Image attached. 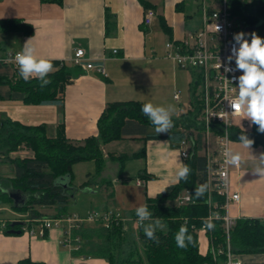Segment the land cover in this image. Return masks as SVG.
I'll return each mask as SVG.
<instances>
[{"label": "crops", "instance_id": "crops-1", "mask_svg": "<svg viewBox=\"0 0 264 264\" xmlns=\"http://www.w3.org/2000/svg\"><path fill=\"white\" fill-rule=\"evenodd\" d=\"M148 1L152 4L154 16L150 23L144 24L143 15L147 8L138 0H61V3L0 0V24L5 19L15 18L30 23L33 29L31 34H24L14 27L5 30L0 28V76L15 79L17 72L14 66L5 63L2 58L10 51L21 52L29 39H32L38 56L69 65L72 64L70 58L74 50L82 48L85 58L93 64H102L106 72V76H98L93 68L80 67V73L72 77L64 85L62 92L57 94L61 103L25 102L22 91L2 83L0 100L5 102L2 109L6 115L0 117L25 124L44 125L48 136H54L61 125L66 137L80 141L89 135H97V119L109 101L138 100L143 104L150 102L167 107V96L168 99L178 100L179 96L174 97L178 92H174L171 98L173 86L164 99L165 89L159 84L165 73L171 72L175 76V88L180 92L184 88L183 78H177L182 72L170 58L164 56V44L171 39H186L190 31L200 26L203 9H208L215 3L213 0ZM160 19L166 24L168 31L162 29ZM113 49H116V54H112ZM192 72L190 70V82ZM190 107L191 100L184 110L187 111ZM185 111L178 108L172 117ZM235 119L241 121L240 126H237L240 129H252L253 124L247 119ZM242 121L245 122L243 126ZM210 133L214 134L211 143ZM204 137L206 143L202 142L199 153L206 155L208 170L212 171L220 158L218 134L209 130L203 139ZM122 142L128 143L130 149L125 151ZM100 147L104 161L99 173L94 171V160L83 161L82 163H90V169L83 171L85 176L75 188L79 186L87 191L103 190L106 192V200L102 201V207L106 209L107 205H112L126 211L127 215L136 211L137 208L134 209L133 206L140 203V200L144 205L146 196L153 197L168 185L177 182L175 173L184 161L181 150L190 149L189 144L175 145L168 139H144L140 136H124L102 143ZM226 147L243 152L247 161L239 168H229L231 190L238 192L239 199L229 203L227 212L235 219H261L264 216V177L253 173L252 158L247 150L241 148L239 140L229 139ZM140 150L141 155L133 156ZM260 153H264V146L260 143L253 144L252 155L259 157ZM120 156H123V161H136L134 170L138 172L133 176V184L139 187L138 191L143 189L136 198L125 191L124 183L127 179L122 175L125 164L119 159ZM80 162L72 166L81 165ZM255 163H259L258 159ZM92 176L94 180L91 179ZM13 212L9 216H0V264H17L24 257L43 264H107L104 259L95 256L85 260L77 257L76 253L62 244L61 227H52L43 235H38L30 233V225L24 223L19 232H4L6 221L25 216ZM130 215L126 217L127 224L135 222L132 217L129 218ZM31 226L37 230V224L31 223ZM198 235L199 246L204 253L208 248V240L202 230ZM234 257L240 264H264V252H237Z\"/></svg>", "mask_w": 264, "mask_h": 264}, {"label": "trees", "instance_id": "trees-1", "mask_svg": "<svg viewBox=\"0 0 264 264\" xmlns=\"http://www.w3.org/2000/svg\"><path fill=\"white\" fill-rule=\"evenodd\" d=\"M41 1L61 3V0ZM138 1L144 8H152L148 0ZM236 1L238 6L235 7ZM242 1L234 0L231 3L233 15L245 18L244 26L262 20L257 28L263 30L264 0L255 2L252 11L248 14L240 10ZM160 24L163 30L168 31L162 19ZM12 27L21 30L24 34H31L33 30L30 23L21 22L15 18L5 19L0 24L2 30ZM50 61L53 63V71L46 77L51 81L46 86L42 87L41 81L37 78L24 81L19 74L18 66H14L17 72L15 79L0 76V84L7 83L12 89L22 91L24 101L28 103H61L57 94L62 92L64 85L72 77L80 73L81 68L59 60ZM191 71H193L189 86L191 107L183 112L188 115V119L179 124L175 120L178 116L172 117L173 127L169 132L158 134L155 130H149L155 126L142 113L141 108L144 104L138 100L107 102L97 119V135H89L80 141L66 137L61 125L54 136H48L44 125L25 124L0 117V158L9 161L13 166V174L10 177H0V196L9 199L10 202L7 190H17L26 196L23 205L18 207L11 205L14 211L25 214L19 218L22 223L13 225L12 221H6L3 231L11 232L12 229L21 231L24 223L29 225L32 223L31 219L35 218L68 215L66 204L76 190L72 185V165L80 161L94 160L95 173H99L104 161L100 147L102 143L124 136H140L144 139H168L173 144L179 145L185 138L189 141L190 149L183 164L187 165L191 171L186 180L182 179L168 185L153 197H145L144 205L151 213V218L143 224L137 223L136 239L140 247L138 248L133 238L132 230L126 227V222L114 218L108 226H104L99 221L84 222L79 228L74 229L73 233L80 236L82 240L81 248L74 253L99 257L107 264H225V254H217L216 259L213 260L211 252L212 247L216 249L219 246H225L226 238L221 218H213L215 224L213 230L203 229L204 218L214 213L224 212L221 207L224 197L217 192L214 181L209 177L206 155L199 153L205 126L201 121H196L194 116H197L202 109L201 91L198 88L201 78L196 70L191 69ZM189 126L197 130L195 135L185 131ZM214 126L211 132L222 134V126L219 124ZM257 129L258 126L254 124L250 131L231 125L227 128V136L231 140H239L243 130L249 139L254 140V144L260 143L264 146V133L258 132ZM20 145L31 150L32 154L12 157L9 153ZM139 154H142V150L134 153L133 156ZM119 159L121 162L124 160L123 156ZM65 177L68 178L66 183ZM58 178L61 183L56 185L53 182ZM204 183L209 185L208 191L204 196L196 198L195 188ZM182 192L183 194L187 192L190 200L180 205L172 204V201ZM209 198L210 204L206 202ZM44 207H53V213L48 214L41 210ZM131 217L136 220V211L131 213ZM157 219L161 220L159 226L155 225ZM148 222H154L155 239H149L144 233V227ZM181 226L186 227L187 234L192 237V242L186 241L184 248L178 247L175 240ZM201 230L208 240V248L204 253L200 249L198 240V233ZM229 241L233 253L264 252V219L237 218L230 230ZM17 264L43 263L24 257L19 259Z\"/></svg>", "mask_w": 264, "mask_h": 264}, {"label": "built area", "instance_id": "built-area-1", "mask_svg": "<svg viewBox=\"0 0 264 264\" xmlns=\"http://www.w3.org/2000/svg\"><path fill=\"white\" fill-rule=\"evenodd\" d=\"M215 5H210L209 8H204L202 12L201 24L198 28L190 31L187 38L180 41L168 40L165 43V54L167 58H170L177 66L182 68L196 70L201 78L199 83V89L201 91V98L203 102V113L206 121L205 126L208 123L219 124L222 126V134H218V145L220 149V158L216 165L215 170L209 171V177L214 181V186L219 194L224 197V201L221 205L224 212L222 214L214 213V217H219L222 220V226L225 233V246H219L216 249L211 248L213 260L216 259L217 254L223 253L226 256L225 264H240V262L234 257V253L231 251L229 236L230 230L235 223V218L231 217L227 208L231 201H238L239 194L236 191L231 190L229 181V168L225 164L224 151L227 149L226 145L229 140L227 128L234 125L232 115H226L225 113H231L232 108L229 105L228 100L225 99L224 85L227 79L230 83L228 87L230 89L236 88L238 91V68L236 65V57L232 52V49H239L240 45L234 39V35L239 32H243V23H238L236 16L233 15L231 9L230 0H213ZM154 16V11L151 8L145 10L143 15V23L148 24L151 22ZM216 25L220 27V30L216 31ZM249 42L251 37H244ZM81 52L82 55H77ZM116 49L112 50V54H116ZM18 52H7L2 60H8L13 66H17L14 62V57ZM232 56L231 63L228 62V57ZM70 61L74 65L90 69L93 68L101 76H106V72L102 64H93L85 58V52L82 48H76ZM221 65L219 68L218 65ZM225 67H229L231 71L225 72ZM178 94L175 93L174 97L177 98ZM239 117V116H236ZM243 126L245 122L241 123ZM209 131L208 128L205 130ZM185 146L189 144L187 139H183L180 142ZM182 156L185 158L189 154V149L182 148ZM139 182V181H138ZM190 197L187 192L179 196L178 202L183 203L189 201ZM121 219L126 221L127 218L121 217L118 212H109L107 210H91L85 218H80L75 214H68L66 216H47L42 218L31 219L32 224H37V230L35 231L33 226L30 225L28 231L30 233H36L43 235L46 230L52 227H61L63 230L62 244L66 246L71 252L78 251L82 244L80 236L73 233L74 229L79 228L80 224L84 222H101L104 226H108L112 219ZM264 219V216L261 218ZM20 220V219H14ZM25 221H29L26 219ZM138 223V217L135 220ZM139 224V223H138ZM81 260L90 258V256L77 254ZM208 264V263H204Z\"/></svg>", "mask_w": 264, "mask_h": 264}, {"label": "clouds", "instance_id": "clouds-1", "mask_svg": "<svg viewBox=\"0 0 264 264\" xmlns=\"http://www.w3.org/2000/svg\"><path fill=\"white\" fill-rule=\"evenodd\" d=\"M215 27L218 32L220 27L218 25ZM245 35L244 32L234 35V39L239 43L240 47L239 49L233 48L232 52L236 57L237 68L242 70L243 74L238 77V91L236 88L230 89L228 87L230 82L224 79L225 85L223 90L225 92V99L228 100L232 108L230 114H225L232 115L233 117L239 116L241 120L247 119L251 124L258 126V132L264 133V38L253 32L250 34L251 41L249 42L244 38ZM31 41L32 39H29L24 43L22 51L16 53L14 62L18 66L19 74L24 81H28L30 78H37L41 81V86L43 87L51 83L46 77L53 71V63L47 58L38 56L37 49ZM77 55H82V53L78 52ZM231 60L232 56H229V64ZM5 63H8V60H5ZM218 67H221L220 63ZM224 70L225 72L231 71L229 67H225ZM141 111L155 126L156 133L169 132L173 127L172 116L175 112L174 106H156L149 102L142 106ZM225 136H227V133H225ZM239 142L241 148L247 150L252 158L253 173L258 174L259 177H264V153H260L259 157L252 155L254 140L249 139L243 130L239 137ZM223 155L225 157V164L228 166L239 168L247 163L241 151L226 149ZM257 159L259 161L258 164L255 163ZM190 171L187 165L180 164L175 173L176 181L186 180ZM67 179V177L64 178L65 183ZM53 183L59 185L61 180L58 178ZM208 189L209 185L207 183L196 187V198L204 196ZM206 202L210 204L211 199L209 198ZM214 215L211 214L203 219V229L213 230L215 228V224L213 223ZM136 216L138 217V223L143 224L144 221H148L151 218V213L148 211L146 205H142L136 209ZM155 225H161V220L157 219ZM144 233L149 239H155V229L152 225L144 227ZM175 240L178 247L184 248L186 247V241L192 242V237L187 234V228L181 226L175 236Z\"/></svg>", "mask_w": 264, "mask_h": 264}, {"label": "rangeland", "instance_id": "rangeland-1", "mask_svg": "<svg viewBox=\"0 0 264 264\" xmlns=\"http://www.w3.org/2000/svg\"><path fill=\"white\" fill-rule=\"evenodd\" d=\"M257 1L258 0H243L242 1V5H241L242 7L239 6L241 12H243V13L246 12V14L251 12L252 11V7L254 6L255 2H257ZM234 6L235 7L238 6L237 1L234 3ZM236 20H237V22L239 24L240 23L244 24V22H245V18H242L241 16H238V15L236 16ZM253 32H255L261 38H264V29L261 30L260 28H256L253 31H251V33H253ZM250 37H251V35H250ZM176 68H178V70H180V72H182V74L181 73L178 74V77H177L178 80H181L183 78L184 88H183L182 92H180L181 90H179L177 87L175 88V76H173V74L171 72L165 73L164 78H161L159 80V82H160L159 84H161L162 87L165 89V92L163 94L164 99H166V94L169 92V89H171L172 86L173 87L171 89V91H172L171 92V98H173L172 95H173L174 92H178V96H179L178 100H175L174 98L173 99H168V96H167V103H165V104L167 106H169V105L174 106L175 111L178 110V108H181L183 111H185L184 109H186L188 107V105L190 103V100H191V92H190V89H189V82H190V78H191L190 69L182 68V67H179L177 65H176ZM238 73H239V76H240V75L243 74V71L238 69ZM238 83H237V85H238ZM4 103L5 102L0 100V116H5L6 115V114H4V112H3L4 110L2 109ZM194 117H195L196 121H198V122L201 121L202 123H204V126H205L206 121H205L204 113H203V102H202V109L199 111L198 115L194 116ZM186 119H188V115H186L185 113H182V114L180 113L178 115V118L176 117L175 120L180 124V123H182V121H185ZM232 122H233V124L235 126H240V122L241 121L239 119L233 118ZM214 127H215L214 124L208 123L205 126L204 130H206V128H208L209 130H212ZM149 130L152 131V130H155V128L152 127V128H149ZM185 131L186 132L190 131L193 135H195L197 133V130L192 128L191 126H189ZM204 132L206 133V131H204ZM205 133H204V135H205ZM213 136H214V134H212V133L209 134L210 140L212 139ZM201 142H203V143L205 142L206 143V137H204V139L202 137V141ZM211 142H212V140L210 141V143ZM122 145H123L122 147H124L125 151L130 149L127 146L128 143L122 142ZM9 154L12 157L16 156V155L27 156V155H31L32 151L29 150L28 148L20 145L16 150L11 151ZM1 160H3V161H1ZM1 160H0L1 161L0 162V177H3V178L10 177L13 174L12 164L9 161H6L4 158H1ZM82 162L83 161L80 162L81 165H75L74 167L72 166L73 169H74V173H73V177H72V185L74 187L78 183V181H80L82 179V177L84 175L83 171H86V170L90 169L88 167V165L90 163H82ZM123 163L125 164L124 165L125 166V170H123L122 175H123V177H125L127 179L126 182L124 183L126 185L125 191H128L129 193H132L134 195V197L136 198V195L140 196L141 195L140 193H142L141 191H143V189L142 190L140 189L138 191L139 187H135L134 184H133V178L135 177V175H137V172H138L137 170H134L135 166H136V161H133V160L129 159V160L123 161ZM78 166H80V167H78ZM94 171H93V173H94ZM91 179L94 180L93 176H92ZM182 194H183V192L180 193L172 201V204H174V205L175 204L176 205L182 204V203L178 202L179 196L182 195ZM139 199H141V198L139 197ZM105 200H106V192H104L103 190H100V189H95L94 190V189H92L91 191H87L86 188H84V187L79 188V186H77L73 197L66 204V212H67V214H75V215H77L80 218H85L88 215V213H89V211L91 209L100 210V211L107 210V211L113 212V213L114 212H118L119 215L121 217H124V218H126V217H128V215H130L131 212L127 215L126 211L122 210L121 208H116L115 206H112V205H107L106 209H104L102 207V204H103L102 201L104 202ZM138 203L134 204V206H133L134 209H136L139 206L143 205L141 200H140V203L139 204ZM41 210H43L44 212H47L48 214L53 213V207H44ZM13 211L14 210L11 207L10 200L6 199L4 196H0V216H9L12 213H14ZM15 212L16 213H20L21 215H24V213L17 212V211H15ZM129 218H131V215L129 216ZM85 223H89V222L86 221ZM153 224H154V222H148L145 225V227L148 226V225H152L153 226ZM126 227L128 229L132 230L133 238H134L135 242H137V246L139 248L140 245H139V242L136 239L137 222L136 221L134 223L129 222L128 224L126 223ZM91 264H100V263H91Z\"/></svg>", "mask_w": 264, "mask_h": 264}, {"label": "water", "instance_id": "water-1", "mask_svg": "<svg viewBox=\"0 0 264 264\" xmlns=\"http://www.w3.org/2000/svg\"><path fill=\"white\" fill-rule=\"evenodd\" d=\"M261 23H262V20H259L258 22L254 23V24L245 25L243 27V32L246 34L245 37H249L251 31L256 29L257 26H259ZM97 75L100 76V74H97ZM7 195L11 199V205H13L14 207H18V206L23 205V203L26 199V196L17 190H7ZM21 223H22L21 220H13L12 221L13 225L21 224ZM10 231L11 232H19L20 230L19 229H12Z\"/></svg>", "mask_w": 264, "mask_h": 264}]
</instances>
